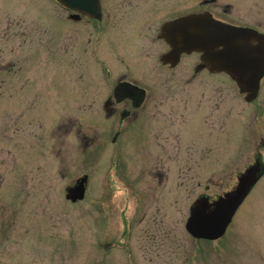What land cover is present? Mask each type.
I'll use <instances>...</instances> for the list:
<instances>
[{
	"label": "rangeland",
	"instance_id": "374dc122",
	"mask_svg": "<svg viewBox=\"0 0 264 264\" xmlns=\"http://www.w3.org/2000/svg\"><path fill=\"white\" fill-rule=\"evenodd\" d=\"M41 1L45 21L59 14L64 22L60 33L49 30L38 47L11 42L24 70L0 73V264H264V177L223 237L196 240L185 230L192 202L230 190L252 163L254 104L224 74H196L197 53L175 69L101 46L73 53L68 11ZM201 1L183 0V13ZM217 1L206 7L236 22L264 16V0ZM175 2L157 0L156 19ZM128 72L151 95L133 110L137 120L120 126L103 103ZM253 130L256 141L264 126ZM85 174L86 197L67 200Z\"/></svg>",
	"mask_w": 264,
	"mask_h": 264
},
{
	"label": "flooded vegetation",
	"instance_id": "af4514ba",
	"mask_svg": "<svg viewBox=\"0 0 264 264\" xmlns=\"http://www.w3.org/2000/svg\"><path fill=\"white\" fill-rule=\"evenodd\" d=\"M17 1L19 0H0V73H21L24 70V66L21 64L22 55L16 52V49L11 48V42H20L21 47H27L28 44H35L36 47L41 46L45 35L49 34V30L51 34L58 35L61 22L64 23L59 14L52 16L50 22L45 21L41 0H20L22 7L17 5ZM52 1L60 5L55 0ZM209 2L218 4L217 0H202L201 5L204 8L183 13V0H179L178 6L175 2L173 11H171L172 7H167L168 14L166 16L163 14L158 20L155 17L157 0H100V17H92L61 7L68 11V35L73 53L78 47H83L84 52L87 53L90 46L91 50L95 49V51L101 46V51L104 53H108L109 50H105L103 47L109 48L113 52L114 58L119 56L121 51L126 50L125 52L128 54L138 53L148 59L146 67L154 68L158 62V65L164 69H175L186 54L182 53L179 62L174 66L161 61L162 56L171 50V45L162 37V28L166 23L181 19L189 13H209L216 20L255 30L264 37V16L249 17L245 22H236L220 14L216 8H207ZM217 6L219 8V4ZM231 9V4L222 7L224 14L230 13ZM45 22L48 23L45 24ZM104 38H106L105 44H103ZM96 40L99 42L98 46ZM255 44L257 43L255 42ZM23 58L25 59V53ZM106 62L108 61L101 60L108 76L111 77L112 74ZM196 68V74L202 72L224 74L237 86L235 80L225 72L212 73L207 68L197 71ZM142 80L141 77H135L131 72L124 73L114 80L112 90L103 103L107 119L119 118L117 125L120 126L129 118H133L132 121L137 120L136 111L133 110L139 109L151 95L150 87ZM1 83L5 85L6 81L2 79ZM121 84H127L144 91V100L139 107H135L134 97L128 94L124 97L121 93L116 94V88ZM243 96L247 104H254V108L249 112L250 120H259L257 124L261 129L264 126V76L260 80L258 94L253 100L247 101L246 95ZM257 124L250 125L249 122L246 146L255 148L256 155L253 160L259 158L264 167V159L261 155L264 152V130H260L255 141L253 128ZM118 136H121L119 132L113 140L116 141ZM165 156L163 155L160 160L163 161Z\"/></svg>",
	"mask_w": 264,
	"mask_h": 264
},
{
	"label": "water",
	"instance_id": "95a60500",
	"mask_svg": "<svg viewBox=\"0 0 264 264\" xmlns=\"http://www.w3.org/2000/svg\"><path fill=\"white\" fill-rule=\"evenodd\" d=\"M63 6L92 17H100V0H57ZM264 36V35H263ZM162 37L171 50L161 58L173 66L182 53L201 54L197 71L208 68L210 72H226L237 83L247 101L253 100L264 76V37L255 30L222 23L209 13H192L166 23ZM255 42L257 44H255ZM134 97L135 107L144 100L142 89L121 84L116 94ZM264 175L260 159L249 164L237 175L233 188L216 197L200 195L189 208L185 228L196 239L217 240L227 231L235 214L253 187ZM89 176L84 175L66 188V199L82 201L86 196Z\"/></svg>",
	"mask_w": 264,
	"mask_h": 264
},
{
	"label": "trees",
	"instance_id": "16d2710c",
	"mask_svg": "<svg viewBox=\"0 0 264 264\" xmlns=\"http://www.w3.org/2000/svg\"><path fill=\"white\" fill-rule=\"evenodd\" d=\"M186 260H188V259H186Z\"/></svg>",
	"mask_w": 264,
	"mask_h": 264
}]
</instances>
